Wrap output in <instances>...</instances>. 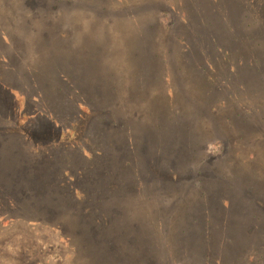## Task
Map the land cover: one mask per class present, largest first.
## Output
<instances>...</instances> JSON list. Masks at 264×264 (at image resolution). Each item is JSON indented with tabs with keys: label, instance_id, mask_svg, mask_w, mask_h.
<instances>
[{
	"label": "rangeland",
	"instance_id": "1",
	"mask_svg": "<svg viewBox=\"0 0 264 264\" xmlns=\"http://www.w3.org/2000/svg\"><path fill=\"white\" fill-rule=\"evenodd\" d=\"M0 264H264V0H0Z\"/></svg>",
	"mask_w": 264,
	"mask_h": 264
},
{
	"label": "trees",
	"instance_id": "2",
	"mask_svg": "<svg viewBox=\"0 0 264 264\" xmlns=\"http://www.w3.org/2000/svg\"><path fill=\"white\" fill-rule=\"evenodd\" d=\"M202 37V36H201ZM86 113V112H85ZM89 115H87V118H86V122H85V124H84V130L86 131V129L88 128V126H90V123H91V120H92V118L94 117V112L91 110H89L88 112H87ZM86 113V114H87ZM51 127V126H50ZM18 130H20V129H18ZM58 130H56L55 129V127H51V128H46V131L44 132V133H42V134H49V135H51V132H54L53 134H55V132H56V135L54 136V137H52V139H50V141L51 142H53L52 140H53V138H55L54 140L55 141H57V142H61V143H63L64 144V141L63 140H60V137H61V135H62V133H58L57 132ZM28 132V131H27ZM65 144H68V143H65ZM69 145V144H68Z\"/></svg>",
	"mask_w": 264,
	"mask_h": 264
}]
</instances>
